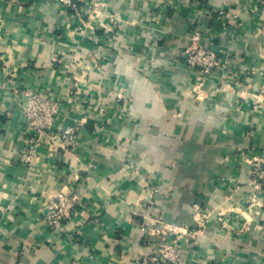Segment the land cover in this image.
I'll list each match as a JSON object with an SVG mask.
<instances>
[{
	"label": "crops",
	"instance_id": "0c3cea01",
	"mask_svg": "<svg viewBox=\"0 0 264 264\" xmlns=\"http://www.w3.org/2000/svg\"><path fill=\"white\" fill-rule=\"evenodd\" d=\"M72 1L0 0V264H143L156 218L181 231L182 264H262L264 0ZM193 46L217 56L204 78ZM27 87L60 100L80 144L21 158ZM59 193L76 211L53 229Z\"/></svg>",
	"mask_w": 264,
	"mask_h": 264
},
{
	"label": "built area",
	"instance_id": "2783aa9c",
	"mask_svg": "<svg viewBox=\"0 0 264 264\" xmlns=\"http://www.w3.org/2000/svg\"><path fill=\"white\" fill-rule=\"evenodd\" d=\"M63 1L68 7L76 6L72 0ZM195 37H199V33L196 32ZM186 62L203 78L209 75L213 68L218 65L215 52L196 46L189 48L187 51ZM13 91L16 95L25 97L21 102V108L26 121L25 131L29 137L27 141L31 143V148L21 156L24 161L31 162L33 148L44 141L55 142L58 139L63 142L62 147H66L67 144H80L81 137L76 125L71 124L60 127L57 123L61 111V102L58 98L48 96L40 90L30 87L25 89L13 88ZM119 97H122V94H119ZM248 162L252 166L250 172V201L258 203L260 194L264 192V155L255 154L248 159ZM76 198V196L67 193H59L51 200L46 211V220L50 228L60 229L65 221L75 213ZM206 219L207 214L202 213L198 220L199 226H203ZM148 232L157 238V245L143 264H182L180 241L182 235L175 225L156 218L155 223L151 225ZM182 232L185 235L191 233L187 229ZM262 264H264V252Z\"/></svg>",
	"mask_w": 264,
	"mask_h": 264
}]
</instances>
